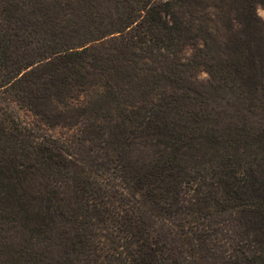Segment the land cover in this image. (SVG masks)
Segmentation results:
<instances>
[{
	"label": "trees",
	"instance_id": "trees-1",
	"mask_svg": "<svg viewBox=\"0 0 264 264\" xmlns=\"http://www.w3.org/2000/svg\"><path fill=\"white\" fill-rule=\"evenodd\" d=\"M259 6L0 0V264H181L171 239L215 232L181 208L207 184L247 212L210 248L264 264ZM138 201L167 228L134 223Z\"/></svg>",
	"mask_w": 264,
	"mask_h": 264
},
{
	"label": "rangeland",
	"instance_id": "rangeland-1",
	"mask_svg": "<svg viewBox=\"0 0 264 264\" xmlns=\"http://www.w3.org/2000/svg\"><path fill=\"white\" fill-rule=\"evenodd\" d=\"M257 13L264 21V6L257 8ZM199 79L205 83L207 74L199 73ZM39 127V126H38ZM41 132V129L38 130ZM60 133V131H59ZM219 193L215 185L207 184L202 187L200 193L189 201L181 204V208L198 205L206 215L201 216L206 225L215 229L214 234L208 236V240L200 242L195 239L186 238V244L180 238H173L169 241L171 258L181 264H228L225 253H219L218 249L210 248V244H225L228 251L237 246L239 240L238 226L246 221L247 212L244 210L222 211L218 210ZM131 213L134 223L144 221L154 229L167 228L164 221L155 217L151 201L135 202L131 205ZM155 237V232L151 233Z\"/></svg>",
	"mask_w": 264,
	"mask_h": 264
}]
</instances>
